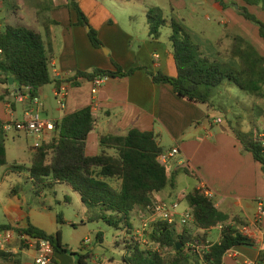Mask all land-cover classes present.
I'll use <instances>...</instances> for the list:
<instances>
[{"label":"crops","instance_id":"obj_1","mask_svg":"<svg viewBox=\"0 0 264 264\" xmlns=\"http://www.w3.org/2000/svg\"><path fill=\"white\" fill-rule=\"evenodd\" d=\"M157 1L153 0L152 8H160L163 14L170 10V19H165L167 24L175 19L184 26L182 10H193L191 11L193 16L197 14L198 8L203 6L212 8L217 11L220 18L215 25H218L219 21L228 23L229 30L248 39L264 56V41L259 37L258 28L251 26L234 7L222 8L216 0H167L163 3H161L163 0H159L160 3ZM232 1H238L241 6L244 5L242 0ZM78 4L88 17L90 24L98 31L107 52L92 46L87 29L77 25V13L68 7V0H20L13 9H6L1 4L0 28L13 25L11 23L13 21L40 32L46 46L53 51L51 61L53 78L71 77L78 70L91 71L95 68L114 70L113 61L126 71L143 67L153 73L163 72L171 77L177 75L170 38L161 33L160 39L155 40L149 35L148 5L141 9L143 15L141 25L146 32L140 34L134 31L133 10L138 5L134 0H78ZM248 8L264 22V11L256 6ZM235 22L236 26H234ZM212 26L199 27V29L193 26L192 29L186 28V30L206 56L236 65L233 63L234 60L219 58V50L215 45L220 44L221 38L208 33ZM78 82V87H72L70 83L63 84L68 87L64 108L59 106L55 97L57 90L55 84L41 88L38 94L41 106L36 107L43 117L60 121L67 114L91 106L96 125L87 140V156H96L101 152L99 140L102 135H125L134 128L143 132H154L159 144L166 150L168 148L163 143L170 141L171 148L179 149V154L167 166L175 186L156 194L155 199L161 197L181 201L194 190L206 188L211 192V200L223 220L208 229L190 232L205 234L207 242L215 244L221 239L223 226H233L250 237L253 245H240L233 248L225 255L222 264H264V218L260 222L255 220L257 204L264 197V169L251 153L244 151L242 144L231 130L233 123H231L232 126L229 122L224 123L222 120L218 123L219 121L214 120L217 115L215 109L180 98L170 84L154 83L145 69L138 70L133 76L127 78L103 80L96 94L93 93V82L85 79H79ZM7 89V86L0 84V122L11 119L7 107L9 103L15 112L14 117L23 119L24 106L12 98L14 89L12 90L10 86V94L7 93ZM262 110L260 112L264 114V107ZM261 127V130L255 129L254 134L264 133V122ZM242 132L250 133L248 130H242ZM50 136L51 134H48L40 139L30 137L34 141L27 146L31 154L30 165L35 152L33 149ZM11 137L14 140L22 137L29 139L24 134L6 133V142ZM13 146L15 147L14 144ZM18 149L24 150V147L18 144ZM180 172L185 173L192 181L188 182L193 186L191 191L188 192L187 188L178 190L177 180ZM16 192L17 189L16 191L14 189L13 196L3 204V212L8 222L2 224L25 227L28 222H31L48 234L60 231L63 244L72 252L90 257L86 264L91 261L95 264L122 262V259L113 255L99 253L95 243L105 242L104 239L103 242L97 240V234L103 232L99 228L92 229V225L98 223L87 222V210L84 205L78 215V221L64 217L65 223L60 225L56 220V231L52 232L49 231L52 226L46 225L41 219L35 220L41 212L29 204L25 205ZM77 197L81 202L80 196ZM64 227L85 231V237L79 244L78 250L71 249L64 241ZM120 232L118 231V235ZM92 237L95 238V243ZM13 258L15 260L0 259V264H34L35 252L20 251ZM53 264H77V258L68 253L56 252Z\"/></svg>","mask_w":264,"mask_h":264},{"label":"trees","instance_id":"obj_2","mask_svg":"<svg viewBox=\"0 0 264 264\" xmlns=\"http://www.w3.org/2000/svg\"><path fill=\"white\" fill-rule=\"evenodd\" d=\"M216 1L222 8L228 7L223 1ZM242 2L244 5L239 6L237 12L258 28L259 37L264 41V22L248 8L256 6L264 11V0ZM68 7L76 11L77 25L87 29L92 46L105 48L98 31L90 24L76 0H68ZM147 22L149 35L155 40L160 39L162 28L167 25L162 10L151 8L147 12ZM170 26V41L177 68L175 77L163 72L153 73L143 67L126 71L113 61L114 70H78L71 77L59 79L52 77L53 51L46 46L43 35L25 25H6L0 28V84L7 86V93L10 94L9 79L14 78L17 86L14 90L34 99L41 88L50 84H55L57 89L64 83L78 87L79 79L90 82L97 78L121 79L145 69L154 83L170 84L180 98L210 109H215L214 90L225 81L234 84L254 100L264 99V56L245 38L233 37V47L226 57L236 61V65H232L206 56L179 21L171 20ZM229 123L232 126V122ZM95 125L91 106L67 114L56 122L55 131L36 147L32 157L30 177L35 194L40 195L44 189L56 184H67L80 196L87 210L88 223H104L132 235L133 213L150 215L156 201L155 195L175 186L168 167L159 160L167 150L159 144L154 132L134 128L125 135H102L99 140L101 152L96 156H87V140ZM3 126L4 122H0V167L7 160ZM231 130L244 151L251 153L264 169V148L258 139L260 133H244L233 127ZM185 199L200 229L205 230L222 222L221 214L203 190H194ZM57 222L60 225L65 223L62 214L57 215ZM176 227L164 221H154L150 242L155 248L143 249L132 238L126 241V253L120 264H222L225 255L233 248L253 245L250 237L230 225L223 226L221 239L215 244H209L205 234H194L186 226L180 233ZM8 230L48 240L56 252L76 257L77 264H86L90 258L72 252L64 245L60 231L48 234L31 222L25 227L0 225V231ZM103 239L104 234L99 232L97 240L103 242ZM0 259L15 260L5 253H0Z\"/></svg>","mask_w":264,"mask_h":264},{"label":"rangeland","instance_id":"obj_3","mask_svg":"<svg viewBox=\"0 0 264 264\" xmlns=\"http://www.w3.org/2000/svg\"><path fill=\"white\" fill-rule=\"evenodd\" d=\"M20 0H0V13H1V4L6 7V9H13V6L17 5V2ZM29 1V0H26ZM32 1H41V0H32ZM115 1V0H113ZM136 5L133 14L134 20L133 23L135 30L143 33L146 32L143 25H141V21L143 15L141 13V9L145 7V5L149 6V9L154 6L153 0H134ZM167 0H163L161 3ZM223 1L226 6L234 7L238 9L240 3L238 1L232 0H218ZM78 3V0H76ZM157 3H160L158 0ZM191 9L182 10V16L184 20L185 28L196 27H206L209 25H213L211 29L208 31L214 37H220V44L215 45L219 50V58L221 60H229L228 55L233 47V37L239 36V34H235L232 30L228 29V23H221L219 21V26L216 21H218L219 15L217 11H214L210 7H201L196 11V15L191 16ZM163 12V11H162ZM164 13V12H163ZM170 10L166 11L163 14L165 19L169 18ZM253 14V13H252ZM255 15V14H254ZM1 22V15H0ZM13 25H18L11 22ZM250 23V22H249ZM148 24V22H147ZM171 20L169 23L162 28V34L168 36L170 38L172 34L171 29ZM251 26L257 28L255 25L250 23ZM193 25V26H192ZM236 26V22L234 23ZM149 27V26H148ZM144 29V31H143ZM192 29V28H191ZM233 30H235L233 28ZM236 31V30H235ZM188 32V31H187ZM45 33V32H44ZM43 33V34H44ZM189 33V32H188ZM234 34V35H233ZM46 35V34H45ZM192 38V35L189 34ZM47 36V35H46ZM242 37V36H241ZM193 40V38H192ZM248 42H250L247 39ZM194 43L195 40H193ZM104 52H107L106 47L103 48ZM223 57V58H222ZM226 58V59H225ZM232 60V59H231ZM236 64V61L233 62ZM55 103V100H53ZM213 103L216 109V117L214 120L223 121L224 123L232 122L233 127L237 130H248L251 133H256L257 129L261 130V124L264 122V114L262 108L264 107V99L254 100L249 94L241 91L237 86L230 83L229 81H225L220 87L216 88L213 93ZM262 106V107H261ZM43 116V115H42ZM220 121L218 123H220ZM225 125V124H224ZM226 126V125H225ZM227 127V126H226ZM256 129V130H255ZM26 139L24 137L20 139H13L12 137L6 142L7 144V160L6 164L0 167V224L7 223V217L3 212V204L13 196V190L17 188V195L22 199L25 205H31L32 207L37 208L41 213L38 214L37 219L43 220L46 225L52 226L50 228L52 232L56 230V220L57 215L62 214L63 218L66 217L72 221H78V215H80L81 208L83 207L82 202L78 201L77 193H74L71 187L67 184H56L52 188L44 189V191L40 195H36L34 191V184L30 177V159L31 154L27 149V146L34 143L33 139L28 137ZM15 145V147L13 146ZM18 144L24 147V150L18 149ZM168 150H171L172 143L170 141H165L163 143ZM171 148V149H170ZM34 148L33 150H35ZM188 182H192L183 172L179 173V177L177 180L178 190L188 189V192L192 190V184H188ZM156 200V199H155ZM168 200L167 198L158 197L157 201ZM173 201V200H168ZM28 207V206H27ZM190 208L186 199L180 201L179 211L182 212L186 208ZM150 216L146 215L143 212H135L133 213V225L134 229L132 231V235H128L126 231H121L118 235V231L112 227L104 223H98L92 225V229L97 230L99 228L100 231L104 234V243L96 244L95 238H93L95 246H97V250L100 251V254L105 255H113L118 259H122V257L126 253V241L135 238L137 242H139L143 249L146 248H155V246L150 242V233L151 231L144 232L143 223L146 219H149ZM154 222H152L153 224ZM178 232H182L184 230L183 226L177 225ZM190 231H197L199 228V224L196 222L189 223L186 226ZM84 230L79 229L74 230L71 227H64V241L71 247V249L78 250L79 244L84 239ZM94 235V234H93ZM117 237V238H116ZM96 254L98 252L96 251ZM91 264H95L94 261L90 262ZM89 263V264H90Z\"/></svg>","mask_w":264,"mask_h":264},{"label":"built area","instance_id":"obj_4","mask_svg":"<svg viewBox=\"0 0 264 264\" xmlns=\"http://www.w3.org/2000/svg\"><path fill=\"white\" fill-rule=\"evenodd\" d=\"M1 52V51H0ZM105 79H99L93 81L94 90L96 94L98 88ZM68 95V87L61 85L56 90L55 97L58 100V104L61 108L65 107V99ZM12 98L15 102L24 106L22 114L23 119H16L14 117V110L12 105L7 104L8 110L11 115V119L4 122L3 130L5 133L24 134L28 137H36L38 139L43 138L45 135L52 134L56 128V122L54 120L45 118L36 106H41L39 98L31 99L29 96L23 95L20 92L14 90ZM258 139L264 148V133L258 135ZM179 154L178 148H172L167 150L160 157V163L168 166L171 160ZM204 194L211 198L212 194L206 188H201ZM180 199L173 201L161 200L155 201L153 212L149 215L150 218L146 219L143 223L144 232L152 230V222L164 221L171 225L187 226L189 223L194 222L193 211L188 208L182 212L179 211ZM264 218V197L259 200L257 204L256 222L262 221ZM33 251L35 252L34 264H53L55 253L52 244L43 238L33 237L28 234H21L13 230L0 231V253H5L14 256L20 251ZM251 264V263H246Z\"/></svg>","mask_w":264,"mask_h":264},{"label":"water","instance_id":"obj_5","mask_svg":"<svg viewBox=\"0 0 264 264\" xmlns=\"http://www.w3.org/2000/svg\"><path fill=\"white\" fill-rule=\"evenodd\" d=\"M9 84H10L12 90L15 89V87H16V83H15L14 78H10V79H9Z\"/></svg>","mask_w":264,"mask_h":264}]
</instances>
